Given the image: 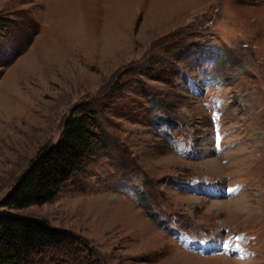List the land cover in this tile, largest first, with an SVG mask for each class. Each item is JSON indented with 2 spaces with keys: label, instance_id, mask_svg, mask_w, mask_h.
<instances>
[{
  "label": "rangeland",
  "instance_id": "374dc122",
  "mask_svg": "<svg viewBox=\"0 0 264 264\" xmlns=\"http://www.w3.org/2000/svg\"><path fill=\"white\" fill-rule=\"evenodd\" d=\"M79 102L105 144L12 209L77 239L22 264H264V0H0V198Z\"/></svg>",
  "mask_w": 264,
  "mask_h": 264
},
{
  "label": "trees",
  "instance_id": "16d2710c",
  "mask_svg": "<svg viewBox=\"0 0 264 264\" xmlns=\"http://www.w3.org/2000/svg\"><path fill=\"white\" fill-rule=\"evenodd\" d=\"M99 143L105 141L96 110L86 102L75 104L56 139L36 150L0 198V264H22L33 254L38 257L46 249H62L76 241L69 230L12 209L50 200L60 183L92 158Z\"/></svg>",
  "mask_w": 264,
  "mask_h": 264
},
{
  "label": "snow or ice",
  "instance_id": "6c2138e0",
  "mask_svg": "<svg viewBox=\"0 0 264 264\" xmlns=\"http://www.w3.org/2000/svg\"><path fill=\"white\" fill-rule=\"evenodd\" d=\"M219 141V136H217V142ZM217 146L219 147V143H217Z\"/></svg>",
  "mask_w": 264,
  "mask_h": 264
},
{
  "label": "bare ground",
  "instance_id": "6f19581e",
  "mask_svg": "<svg viewBox=\"0 0 264 264\" xmlns=\"http://www.w3.org/2000/svg\"><path fill=\"white\" fill-rule=\"evenodd\" d=\"M181 253H187V252H181ZM204 255V254H203ZM191 257V256H190ZM197 257V256H196ZM219 258V257H218Z\"/></svg>",
  "mask_w": 264,
  "mask_h": 264
}]
</instances>
